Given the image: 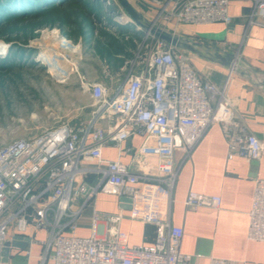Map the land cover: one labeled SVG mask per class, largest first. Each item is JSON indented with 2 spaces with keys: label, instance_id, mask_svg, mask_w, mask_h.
<instances>
[{
  "label": "built area",
  "instance_id": "2783aa9c",
  "mask_svg": "<svg viewBox=\"0 0 264 264\" xmlns=\"http://www.w3.org/2000/svg\"><path fill=\"white\" fill-rule=\"evenodd\" d=\"M154 1L158 11L153 22L167 30L182 24L230 25L234 18L229 13L231 0ZM253 2V16L264 21V0ZM137 30L142 35L116 72L115 88L82 77V92L91 97L93 107L86 126L79 129L62 122L0 147V257L13 236L46 229L48 236L40 243L54 264H198L180 251L184 231L171 223L166 208L177 177L176 151L190 154L215 122L222 123L230 159L258 160L264 142L235 117L225 90L199 75L193 53L138 26ZM135 135L142 137V143L133 162L140 168L143 158L156 157V174L103 157L106 144L122 151V144ZM124 150L131 153V147ZM91 173L99 176L95 184L85 179ZM139 181L151 189H139ZM99 191L130 198L131 208L127 214L123 209L106 214L105 225L94 210L90 234L80 236L78 220ZM155 200L156 209L150 207ZM184 203L191 208H219L222 198L190 191ZM126 216L154 224L155 241L121 242ZM247 237L264 241V178L255 179ZM210 264L245 263L212 258Z\"/></svg>",
  "mask_w": 264,
  "mask_h": 264
},
{
  "label": "crops",
  "instance_id": "0c3cea01",
  "mask_svg": "<svg viewBox=\"0 0 264 264\" xmlns=\"http://www.w3.org/2000/svg\"><path fill=\"white\" fill-rule=\"evenodd\" d=\"M130 2L132 0H129ZM148 6L138 8L145 17L154 18L157 6L154 0H146ZM145 5V4H143ZM253 0H231L229 13L234 17L227 25L223 22L206 24L171 25L168 28L184 37H189L219 47L235 55L241 63L264 77V21L254 17ZM142 32V31H141ZM193 64L199 75L211 80L225 90L238 120L247 123L249 129L264 142V88L253 84L249 79L231 71L226 65L193 54ZM107 85L108 82L101 79ZM75 126V125H74ZM76 127V126H75ZM80 129V128H79ZM142 143L141 136H132L122 144V151L108 143L103 147V157L121 159L131 164V169L156 174L157 159L154 156L143 158L139 168L133 162L134 154ZM131 147V153L123 149ZM88 162H91L87 160ZM174 164L177 177L173 185L167 207L169 219L175 226L183 228V238L179 248L182 253L192 255L198 264H210L212 258L243 261L245 264H264V241L250 240L247 237L249 211L255 190V179L264 178V154L258 160L241 156L228 157V142L222 123L209 126L192 152L188 155L179 149L175 153ZM95 184L99 176L91 173L85 178ZM137 187L150 190L142 181ZM190 191L209 195H219L222 203L219 208H191L184 200ZM157 192V191H153ZM156 197L158 193H155ZM122 196L99 191L85 206L78 220L76 233L87 236L91 232V218L94 210L101 214L102 225L106 224V214L127 212L128 202ZM150 207H157V201ZM158 208V207H157ZM156 209V208H155ZM21 236L24 245H7L0 264H54L40 240L46 239L48 231L29 230ZM156 226L139 219L126 216L120 227V240L127 244L153 243ZM15 236L10 238L13 241ZM199 255V256H198Z\"/></svg>",
  "mask_w": 264,
  "mask_h": 264
},
{
  "label": "rangeland",
  "instance_id": "374dc122",
  "mask_svg": "<svg viewBox=\"0 0 264 264\" xmlns=\"http://www.w3.org/2000/svg\"><path fill=\"white\" fill-rule=\"evenodd\" d=\"M0 2V147L62 122L86 126L93 107L82 77L115 88L116 72L142 35L137 25L118 0H51L37 8L30 0H10L14 11L6 14ZM45 49L58 54L55 65L65 72L51 68Z\"/></svg>",
  "mask_w": 264,
  "mask_h": 264
},
{
  "label": "water",
  "instance_id": "95a60500",
  "mask_svg": "<svg viewBox=\"0 0 264 264\" xmlns=\"http://www.w3.org/2000/svg\"><path fill=\"white\" fill-rule=\"evenodd\" d=\"M118 1L120 6H122L129 15V21L135 23L143 31H149L154 36L163 39L175 48L183 49L201 57H205L211 61L226 65L231 71L239 73L249 79L253 84L264 88V77L254 70L244 66L235 55L214 45L184 37L175 32L159 27L154 24L153 18L145 17L129 0ZM120 200L128 202L129 206H126L125 208H130V198L122 196ZM21 238V236H15V239L12 242H7V245L23 246L25 242L23 243V241H20Z\"/></svg>",
  "mask_w": 264,
  "mask_h": 264
},
{
  "label": "bare ground",
  "instance_id": "6f19581e",
  "mask_svg": "<svg viewBox=\"0 0 264 264\" xmlns=\"http://www.w3.org/2000/svg\"><path fill=\"white\" fill-rule=\"evenodd\" d=\"M124 17H126V13L124 14ZM68 49H71L69 47H67ZM46 50V49H45ZM73 50V49H71ZM62 53V52H61ZM42 55L44 56V58L51 62V68L57 73V74H61L63 72H65V70H63L61 67L55 65V63L58 61H60V58L58 56V54L56 52H53L51 50H46L45 52L42 53ZM74 55V54H73ZM67 56V55H66ZM63 60V59H62ZM66 60V59H65ZM63 60V61H65ZM61 76V75H59Z\"/></svg>",
  "mask_w": 264,
  "mask_h": 264
},
{
  "label": "trees",
  "instance_id": "16d2710c",
  "mask_svg": "<svg viewBox=\"0 0 264 264\" xmlns=\"http://www.w3.org/2000/svg\"><path fill=\"white\" fill-rule=\"evenodd\" d=\"M4 2H5V6H7V8L8 9H6L5 11H4V14H6L7 12H12V11H14L13 10V8H11V6H12V4L10 3V0H3ZM31 1V3H30V5L31 6H35L36 8H37V5H41V4H44V3H46V2H51V0H30ZM0 5H1V2H0ZM2 7V6H1ZM1 9V8H0ZM41 10H44V9H40V11ZM1 11V10H0ZM3 12H1V14H2ZM138 32H141L140 30H138ZM141 34H142V32H141ZM132 46L135 48V42H134V44H132ZM122 48V47H121ZM119 52H127L126 50H124V48H122ZM130 55V54H129Z\"/></svg>",
  "mask_w": 264,
  "mask_h": 264
}]
</instances>
